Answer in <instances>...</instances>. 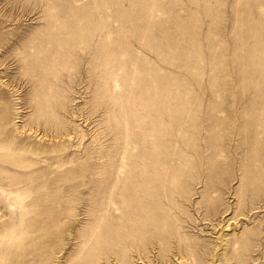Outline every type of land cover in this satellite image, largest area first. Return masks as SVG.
I'll list each match as a JSON object with an SVG mask.
<instances>
[{
  "label": "rangeland",
  "instance_id": "rangeland-1",
  "mask_svg": "<svg viewBox=\"0 0 264 264\" xmlns=\"http://www.w3.org/2000/svg\"><path fill=\"white\" fill-rule=\"evenodd\" d=\"M0 264H264V0H0Z\"/></svg>",
  "mask_w": 264,
  "mask_h": 264
}]
</instances>
